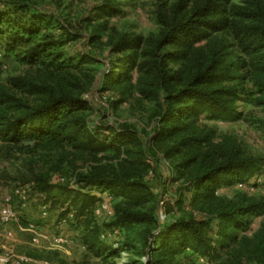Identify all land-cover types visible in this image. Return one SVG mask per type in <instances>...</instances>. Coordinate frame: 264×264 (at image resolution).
<instances>
[{"label":"trees","instance_id":"trees-1","mask_svg":"<svg viewBox=\"0 0 264 264\" xmlns=\"http://www.w3.org/2000/svg\"><path fill=\"white\" fill-rule=\"evenodd\" d=\"M117 15L124 12L108 4L92 19L105 18L107 29L109 18ZM158 21L161 34L141 60L142 36L122 35L112 44L114 52L125 55L103 87L110 90L140 74V94L158 108L147 144L132 125H90L91 106L72 89H81L74 70L93 59L82 56L75 62L66 56L65 45L74 34L27 4L0 1V66L11 57L42 74L41 81L17 76L0 82V156L11 158L27 149L51 165L35 173L34 189L49 210L61 207L62 217L74 214L69 225L86 222L84 244L97 261L79 264H118L123 252L145 257L143 264H185L184 258L193 257L204 264H239L242 255L264 250V221L255 228V220L264 217V197L229 199L219 191L259 186L264 155L248 154L234 142H216L215 131L201 133L198 123L237 122L245 120L248 105L264 107V0H178L159 13ZM165 48L169 51L160 53ZM172 63L180 69H172ZM168 142L166 156L182 157L175 167V180L183 182L175 210L191 206L199 217L159 220V203L145 175L154 168L147 161L149 149H164ZM67 148L79 154L113 153L125 168L78 173L74 183L61 181L60 175L56 182L50 173L61 171L70 157ZM106 197L114 202L113 219L101 226L94 217ZM114 230L118 241L102 238L104 231ZM122 231L125 241L119 240ZM30 256L53 261L50 254Z\"/></svg>","mask_w":264,"mask_h":264},{"label":"rangeland","instance_id":"rangeland-1","mask_svg":"<svg viewBox=\"0 0 264 264\" xmlns=\"http://www.w3.org/2000/svg\"><path fill=\"white\" fill-rule=\"evenodd\" d=\"M0 1L2 4H27L33 10L55 17L57 25L74 34L75 39L65 45L66 56L71 57L75 62H78L82 56H91L93 59L92 62L84 63L79 69L74 70V77L80 83L81 89L69 87L76 93H82V97L90 104L92 109L89 114L90 125L109 124L120 128L129 124L141 133L142 140L148 144L156 126L153 114L158 108L155 101L146 99L140 94L143 86L140 74L134 72L131 82L113 86L110 90L103 89L104 80L115 70L117 59L125 55L114 52L112 44L122 35L142 36L144 44L139 52L141 60L143 53L152 48L153 42L161 34L159 13L178 0ZM108 4L120 8L124 15L109 18L107 29H104L102 25L105 23V18H92L95 17V11L99 7L104 8ZM166 51H169V48H165L160 53ZM170 67L174 70L180 69L179 64L172 63ZM17 76L29 77L35 81L42 80L39 69L29 68L11 57L4 59L0 66V82H7ZM116 101L120 103L115 104ZM198 125L201 133L215 131L216 142H234L248 154L264 155V107L248 105L245 109V120L227 122L202 119ZM170 144L171 142L165 144L164 149H149L147 159L154 164L152 171L145 177L156 194L159 203L157 213L161 211L167 213V210H172L168 214L170 221L180 216L199 217L200 212L191 206H185L179 212L175 210L180 187L183 185L182 181L175 180L177 175L175 167L182 157L166 156L165 149ZM66 150L70 153V157L62 165L61 171L50 173L56 182L59 181L60 175L68 182L74 183L73 180L78 173L88 174L100 168L114 171L125 168L123 159L113 153L90 155L79 154L70 148ZM31 161H36L34 167ZM50 167L51 165L43 163L41 154L31 153L27 149L17 152L11 158L0 156V252L9 259L8 264H60L54 253H58L59 258L66 260L68 264H79L83 260L97 261L84 244L86 222L61 225L60 219L64 213L61 207L50 209L48 215L43 216L44 202L42 194L34 189V175ZM257 183L259 184L257 187L236 185L222 188L219 194L229 199H238L242 195L264 197V178L259 179ZM18 189L27 191L25 199L17 194ZM113 205L114 202L112 207ZM5 208L13 209L16 213V221L6 223L1 220V213ZM112 219L113 215L106 213L94 217V221L101 226L108 224ZM262 221L264 217L257 218L255 228H258ZM30 224L36 226L37 242L33 241L34 234L27 230ZM59 236L64 237L67 242L57 244L55 239ZM125 239L126 232L122 231L119 240L125 241ZM116 241H118L117 237L109 240L110 243ZM252 249L254 250L253 247ZM30 253L50 254L53 261L34 259ZM183 260L185 264L205 263L203 259L196 257ZM143 261H146L145 257L140 260L134 252H124L118 264H143ZM237 261L239 264H264V250H254L251 255L244 254Z\"/></svg>","mask_w":264,"mask_h":264},{"label":"built area","instance_id":"built-area-1","mask_svg":"<svg viewBox=\"0 0 264 264\" xmlns=\"http://www.w3.org/2000/svg\"><path fill=\"white\" fill-rule=\"evenodd\" d=\"M60 180L64 182L65 178H61ZM26 192L27 191L25 189L24 190H22V189H18L17 190V194L20 197L24 198V199H25ZM48 213H49V207L47 205H44L43 208H42L43 216H47ZM100 213H106L107 215H113L112 201H111V199L109 197L108 198L107 197L104 198V200L102 201L101 205L97 208L96 214L99 215ZM1 215H2L1 216V220L3 222L9 223V222L16 221V213L11 208H5L2 211ZM158 217H159V220L161 222H166L168 220V214L165 213V212H162V211L158 213ZM73 220H74V214L71 213L68 216L62 217L60 219V224L61 225H69V223L71 221H73ZM35 229H36V226L34 224H30L28 226L27 230L34 234L33 241L37 242L38 241V239H37L38 237H37ZM117 235H118V231L117 230L104 231L102 233V238L104 240L109 241L110 238L117 237ZM55 242L57 244H64V243L67 242V240L64 237L59 236V237H57L55 239ZM121 258H122V255H121ZM145 260H146V258H145ZM8 263H9V259L4 257V255L0 252V264H8Z\"/></svg>","mask_w":264,"mask_h":264}]
</instances>
